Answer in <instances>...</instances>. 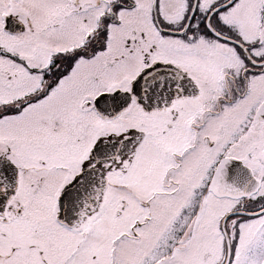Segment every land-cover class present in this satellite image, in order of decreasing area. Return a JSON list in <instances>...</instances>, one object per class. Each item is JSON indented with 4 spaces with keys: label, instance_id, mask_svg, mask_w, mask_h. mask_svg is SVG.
<instances>
[{
    "label": "snow or ice",
    "instance_id": "6c2138e0",
    "mask_svg": "<svg viewBox=\"0 0 264 264\" xmlns=\"http://www.w3.org/2000/svg\"><path fill=\"white\" fill-rule=\"evenodd\" d=\"M0 264H264V0H0Z\"/></svg>",
    "mask_w": 264,
    "mask_h": 264
}]
</instances>
